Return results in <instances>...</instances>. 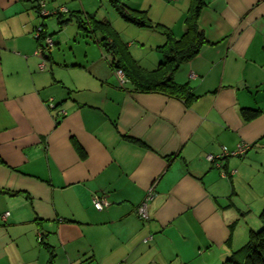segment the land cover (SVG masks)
I'll list each match as a JSON object with an SVG mask.
<instances>
[{"label":"crops","instance_id":"0c3cea01","mask_svg":"<svg viewBox=\"0 0 264 264\" xmlns=\"http://www.w3.org/2000/svg\"><path fill=\"white\" fill-rule=\"evenodd\" d=\"M44 1L47 17L37 0H0V264H222L246 243L235 249V199L254 169L249 150L264 148V0H205L197 24L207 43L173 73L189 101L121 84L101 34L55 13L108 20L130 61L151 71L161 26L176 38L185 30L176 0H120L150 27L106 0ZM40 25L54 42L43 51ZM242 107L261 114L247 121ZM239 143L245 154L207 159Z\"/></svg>","mask_w":264,"mask_h":264},{"label":"trees","instance_id":"16d2710c","mask_svg":"<svg viewBox=\"0 0 264 264\" xmlns=\"http://www.w3.org/2000/svg\"><path fill=\"white\" fill-rule=\"evenodd\" d=\"M39 1H43L44 5L41 6ZM109 2L113 9L127 22L136 26H152L145 11L128 9L120 0H109ZM205 2V0H191L184 18L185 30L180 37L176 38L169 28L160 25L162 33L165 35V42L161 46L162 60L151 71L143 70L130 61L126 47L118 44V39L115 38L116 33L108 20L98 19L95 13L79 10L70 11L65 18L62 12L57 11L55 13H57L60 25L73 21L79 31L85 34L100 33L101 37L98 43L111 51L113 55L112 66L115 70L121 69L125 76L131 79L138 91H160L189 101L194 99L196 95L187 83H176L173 80V73L182 62L194 57L201 46L207 43L197 24L200 11L206 5ZM45 4L44 0H37L35 7L39 13L45 8ZM48 15L49 13L42 16L47 17ZM40 27L41 33L36 37V41L43 49H49L50 46L45 42V38L49 36L44 31V25H40ZM240 113L245 120L250 121L260 115L261 110L256 107H242ZM138 217L142 220L149 219V216L141 218L138 215ZM259 217L261 221L259 228L250 230L249 239L246 243L233 251L222 264H264V209ZM74 263L85 264L84 262Z\"/></svg>","mask_w":264,"mask_h":264},{"label":"rangeland","instance_id":"374dc122","mask_svg":"<svg viewBox=\"0 0 264 264\" xmlns=\"http://www.w3.org/2000/svg\"><path fill=\"white\" fill-rule=\"evenodd\" d=\"M106 1L109 2V0ZM176 1L181 5L180 8L182 10L185 9V18L188 8V0ZM165 2L174 4L172 3L173 0H165ZM85 3L87 4L88 0H85ZM78 39L79 42H81L80 38ZM81 44H76L78 54H83L85 51L83 47H80ZM254 153L255 149L252 147L249 150V158H255V160H252L254 163V169L251 172V177L246 184L241 186L238 190L239 198L235 199L236 206L240 209L232 227L235 238H237V242H235L236 244L234 245L236 246L235 249L249 239L250 230H257L259 228V225L261 224L259 215L264 209V148L263 151L257 154V156H255Z\"/></svg>","mask_w":264,"mask_h":264},{"label":"built area","instance_id":"2783aa9c","mask_svg":"<svg viewBox=\"0 0 264 264\" xmlns=\"http://www.w3.org/2000/svg\"><path fill=\"white\" fill-rule=\"evenodd\" d=\"M39 2L41 4V6L44 5L43 1H39ZM41 13L43 15H46V14H48V11H47V9L44 8V9L41 10ZM40 30H41L40 26L36 28V32H35V36L36 37L39 36V34L41 33ZM45 42L50 47L53 45V42H52V40L49 37L45 38ZM38 48H39L40 51H43V47L42 46H39ZM41 66H42V64H41ZM116 73H117V75L119 77V82L121 84H123L124 82L127 81V78H126V76L124 75V73H123V71L121 69H116ZM48 105L50 107H54V104H53L52 101H50ZM249 147H250V145L246 144V143H239L234 150H227L226 147H223L222 148V152L220 154H217V155L208 154L207 155V159L209 161L215 163L216 166H221V164H222L221 163V159L224 156H226V155H233V156L243 155V154H245V152L248 150ZM152 195H153V186L148 189L146 197L140 203V205L137 206L136 212L141 218H147L148 217L147 202L149 201L150 198H152ZM106 205H107V201H106V199L103 196H101V197L96 196L94 198V206H95L96 209H102ZM7 214H8V212H5L3 217L5 215H7ZM67 264H81V263L69 262Z\"/></svg>","mask_w":264,"mask_h":264}]
</instances>
